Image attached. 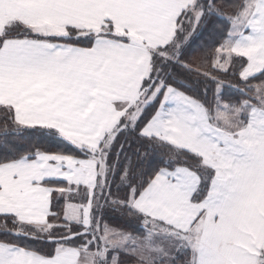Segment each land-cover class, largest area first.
<instances>
[{"label":"snow or ice","instance_id":"snow-or-ice-1","mask_svg":"<svg viewBox=\"0 0 264 264\" xmlns=\"http://www.w3.org/2000/svg\"><path fill=\"white\" fill-rule=\"evenodd\" d=\"M0 264H264V0H0Z\"/></svg>","mask_w":264,"mask_h":264}]
</instances>
